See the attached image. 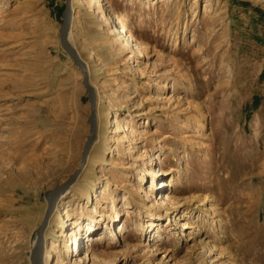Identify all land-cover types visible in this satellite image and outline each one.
<instances>
[{"label": "rangeland", "instance_id": "374dc122", "mask_svg": "<svg viewBox=\"0 0 264 264\" xmlns=\"http://www.w3.org/2000/svg\"><path fill=\"white\" fill-rule=\"evenodd\" d=\"M100 1L70 0L97 137L49 264H264V0ZM64 5L0 0V264H30L89 135Z\"/></svg>", "mask_w": 264, "mask_h": 264}, {"label": "water", "instance_id": "95a60500", "mask_svg": "<svg viewBox=\"0 0 264 264\" xmlns=\"http://www.w3.org/2000/svg\"><path fill=\"white\" fill-rule=\"evenodd\" d=\"M69 1L70 0H65L64 17H63L61 27L59 29V43H60V47L62 48V50L71 58L73 64L76 66V68L79 69L80 74L82 76L81 84L83 85L84 89L87 92L88 104H89V115L87 118L88 126H89V135L86 137V141L83 146L78 168L75 170V172L72 175L68 177V179L65 182L55 186L51 190H48L44 195L45 200L47 202V208H46L43 220L40 226L38 227V229L36 230L37 251L34 253L32 258L30 259V264H39L41 260L44 247H45V244H44L45 241L43 239V234L47 228L49 219L51 215L53 214V211L55 210V207L57 205V192L69 187L70 185L74 183L77 176L83 169L86 158H87V154L97 137V124L95 121V93H94V90L89 86V82H88L89 80H88V75H87L85 64L81 61V59L78 57V55L75 53V51L72 49V47L68 43V28H69L70 19H71Z\"/></svg>", "mask_w": 264, "mask_h": 264}, {"label": "bare ground", "instance_id": "6f19581e", "mask_svg": "<svg viewBox=\"0 0 264 264\" xmlns=\"http://www.w3.org/2000/svg\"><path fill=\"white\" fill-rule=\"evenodd\" d=\"M90 7H95V8H97L98 9V7L99 8H101L102 9V5L103 4H101V1L100 0H90ZM69 8H70V12H71V9H72V3L69 1ZM101 9H98L99 10V12L101 13V17H102V14H103V11L101 10ZM113 15V18H112V20L114 19L115 20V25H116V23H117V18L115 17V15L116 14H114V13H112ZM111 16V17H112ZM114 22V21H113ZM118 24V23H117ZM70 26H71V19H70V24H69V28H70ZM69 28H68V35H69ZM115 29L117 30V27H115ZM118 31V33H119V35L122 37V35L121 34H123V29L122 28H120L119 30H117ZM121 37H119V38H121ZM68 43H69V41H68ZM69 45H70V43H69ZM71 46V45H70ZM139 44L137 43V42H135V47L136 48H139ZM72 47V46H71ZM72 49H73V47H72ZM74 50V49H73ZM76 53V52H75ZM77 55H78V53H76ZM78 57H79V55H78ZM70 58V57H69ZM80 58V57H79ZM71 59V58H70ZM82 61V60H81ZM83 62V61H82ZM86 67V66H85ZM86 70H87V68H86ZM87 75H88V80H89V70H87ZM82 78V77H81ZM89 82V81H88ZM89 86H90V83H89ZM95 113H96V98H95ZM95 121H96V118H95ZM116 132H119V129H116L115 131H114V133H116ZM85 166V165H84ZM84 168V167H83ZM82 171V170H81ZM72 188V185H70L69 187H67V188H65V189H63V190H60L59 192H57V201L59 200V199H61V198H63L64 196H66L67 194H68V192L70 191V189ZM45 195V194H44ZM62 216H66L67 218L69 217V214H68V212L67 211H64V213H62ZM49 223V222H48ZM48 226V225H47ZM155 225H153V224H150L148 227H150V228H152V227H154ZM184 226V225H183ZM74 228V227H73ZM38 229V228H37ZM45 233V232H44ZM75 233V232H74ZM73 233V234H74ZM43 239H44V234H43ZM45 241V240H44ZM45 244V243H44ZM32 245L34 246V248H36L37 249V236L36 235H34L33 236V240H32ZM54 246V245H53ZM53 246H51L50 247V249H47L46 250V248L47 247H44V251H43V254H42V257H41V260H40V262H39V264H49V262H50V254H49V252H50V250H51V248L53 247ZM87 249H86V253H85V251H84V253H85V257H89V255L90 254H94V251L91 249V247H86ZM53 249V248H52ZM46 250V251H45ZM37 251V250H36ZM95 256V255H94Z\"/></svg>", "mask_w": 264, "mask_h": 264}, {"label": "crops", "instance_id": "0c3cea01", "mask_svg": "<svg viewBox=\"0 0 264 264\" xmlns=\"http://www.w3.org/2000/svg\"><path fill=\"white\" fill-rule=\"evenodd\" d=\"M44 199H45V198H44ZM45 211H46V210H45ZM10 213H11V212H9V214H10ZM14 215H15V216H18V218H21V219L23 218V216L21 215V213H14Z\"/></svg>", "mask_w": 264, "mask_h": 264}]
</instances>
